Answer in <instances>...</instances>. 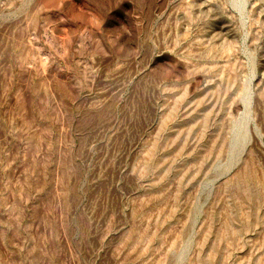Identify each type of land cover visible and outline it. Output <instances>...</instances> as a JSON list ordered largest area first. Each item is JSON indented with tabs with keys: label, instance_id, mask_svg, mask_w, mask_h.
<instances>
[{
	"label": "rangeland",
	"instance_id": "1",
	"mask_svg": "<svg viewBox=\"0 0 264 264\" xmlns=\"http://www.w3.org/2000/svg\"><path fill=\"white\" fill-rule=\"evenodd\" d=\"M0 264H264V0H0Z\"/></svg>",
	"mask_w": 264,
	"mask_h": 264
}]
</instances>
